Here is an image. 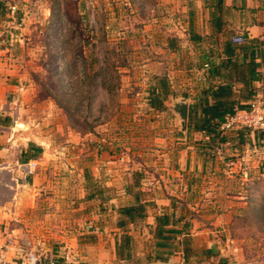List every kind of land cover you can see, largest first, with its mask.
I'll list each match as a JSON object with an SVG mask.
<instances>
[{"label": "rangeland", "instance_id": "obj_1", "mask_svg": "<svg viewBox=\"0 0 264 264\" xmlns=\"http://www.w3.org/2000/svg\"><path fill=\"white\" fill-rule=\"evenodd\" d=\"M164 1L9 0L16 8L3 38L22 74L20 127L41 151L6 233L12 236L0 242L4 264H83L100 243L106 252L116 243L118 252L127 234L126 258L107 255L102 264H158L160 251L183 249L186 264H196L209 247L215 261L264 264V148L202 146L200 165L180 171L184 146L199 139L181 132L174 107L179 98L189 103L184 77L195 76L178 68L186 47L180 53L169 43L186 37L187 21ZM168 73L183 87L170 83L175 95L152 108L155 76ZM209 150L214 160L207 161ZM128 185L141 193L147 216L119 227L120 207L135 202ZM174 203L175 215L191 223L170 234V252L159 250L151 216Z\"/></svg>", "mask_w": 264, "mask_h": 264}, {"label": "crops", "instance_id": "obj_2", "mask_svg": "<svg viewBox=\"0 0 264 264\" xmlns=\"http://www.w3.org/2000/svg\"><path fill=\"white\" fill-rule=\"evenodd\" d=\"M1 1L3 2V9L0 8V242L5 243L6 239L12 236L6 233L11 231L9 230L11 220L13 214L18 211L19 197H21L23 188H25V185L28 184V181L32 177L31 173L33 171L31 172L29 169L30 164L38 162L37 157L31 156L28 158V156L36 152L35 150L40 152L41 147L36 144L35 149L26 138L27 132L20 127L23 103L20 100V93L18 94V92H21L23 88L20 84L22 74L18 69L16 60L11 56L9 57L8 44H5L6 39L3 38L4 33L7 34L6 32L9 31L7 26H11L8 24L7 16H11L9 8L12 7V4H10L9 0ZM165 2L169 4L172 2L182 15L184 21H187V29L184 28L186 30L183 31L186 37L181 39L182 37L180 36L182 35L179 34L175 41L173 40L172 42L170 40L169 43L172 50H177L180 53L183 46L186 47V56H181L182 60L178 68L180 72L182 69L184 71H191V74L195 76L193 77L194 81H192L193 78L187 79L184 77V82H188L185 89L188 92L187 95L190 100L188 103L186 127L183 129L181 125V132L184 134L195 133V140H199L193 141V144L190 143L184 146V149H188V151L185 152L184 150L182 158L178 160L180 171L185 174L186 169H192L195 163L199 164L204 154L202 146L205 148L209 147L212 151L215 148L217 150L222 149L224 152H230V150L234 151L236 149L244 151L246 146L253 147L254 151L259 147L258 151L260 153L261 149L264 148V141L262 140L261 145L259 143L260 140L256 143L254 135L251 136V141L249 140L246 143L237 144L236 141L232 142L229 140L222 144H216L212 149L210 147L209 135L199 131H188V121L190 105L205 92L208 86L226 83L227 85H232L235 90L234 95H241L243 97L246 95V86L248 88L251 86L248 73L249 66L247 65L250 59V53L249 51L248 53H244V49L237 48L234 54H228L225 50V44L227 41H233V37L236 35H242L244 37L243 42L254 37L264 40V0H165ZM154 17L153 15L151 18L153 19ZM10 31V36L13 38L17 37L16 31L12 29ZM234 43L241 44L242 42ZM10 55L12 54L10 53ZM230 60L236 61L237 65L232 66V64L228 63ZM256 61L261 62L258 70L264 77L263 51L256 58ZM205 63L209 64L207 68L204 66ZM151 66H154V64ZM162 66L165 70H170V67H172L170 65L168 66L167 61L163 62ZM212 70L215 72H212ZM171 72H174V70ZM168 75L169 82L173 83V87L176 85L178 89L183 87L180 84V78L178 80V77L175 75L172 76L170 73ZM252 85L257 94L256 97L264 99V78L262 80H254ZM179 99L182 100V98ZM190 148H194V150ZM211 150H209L207 161L210 159L214 160V156L212 155L213 157H211L210 155L212 154L210 153ZM229 160L236 161L238 158L232 159L228 157L227 161ZM207 161L203 160L202 165L207 164ZM241 162H244L242 163L244 167L246 163L249 164L248 161L246 162V159H243ZM232 163L225 162L228 165ZM250 173L251 171L243 170L241 174L242 178L249 179ZM162 211L163 209H160L151 216V229L153 233L156 226L155 216ZM185 222L188 224L185 227L187 229L191 223L187 217L180 222V226L177 225L176 227L182 228ZM156 241L157 244L167 247H158L159 250L165 249V251L170 252L175 245L174 243L171 248L165 240L160 241L157 238ZM112 248L113 250L106 252L107 250H105L104 245L100 243L95 248L98 249V252L93 253V255H83V258H87L86 260H88V262L83 264H102L106 260L107 255H113V257L118 256L119 253L116 249V243ZM160 252L165 254V258L162 257L163 261H158V264H186L184 249L174 251V253L170 252V254L163 251ZM168 256L170 257L168 258ZM198 259H195V263H197ZM227 259L229 260V264H237L231 262L230 258ZM210 261L214 262L215 260L211 258ZM210 261L207 260V262ZM217 261H215L216 264ZM72 263L79 264L75 260ZM238 264H241V262Z\"/></svg>", "mask_w": 264, "mask_h": 264}, {"label": "trees", "instance_id": "obj_3", "mask_svg": "<svg viewBox=\"0 0 264 264\" xmlns=\"http://www.w3.org/2000/svg\"><path fill=\"white\" fill-rule=\"evenodd\" d=\"M2 1L0 0V8L3 9ZM262 46V47H261ZM237 48L244 49V53H250V59L247 62L249 79L251 86L248 88L246 86V95L243 97L241 95H234L235 90L232 85H227L226 83L208 86L204 93L198 97L192 105L189 107V121H188V131H199L204 134L209 135L210 147L216 144H222L231 140L236 141L237 144L246 143L251 141V136L254 135L255 142L258 143L260 140V145L264 141V128L252 130L248 127H236L228 132H224L220 126L222 121L227 116L234 115L239 109H250L251 103L256 99V92L254 91V86L252 85L254 80L263 79L262 73L258 70L261 62L256 61V58L264 52V40L257 37L250 38L248 41H244L241 44H235L233 41H227L225 44V50L228 54H234ZM262 48V49H261ZM246 56V54H245ZM245 62V61H244ZM243 62V63H244ZM232 66H236V61H228ZM212 72H215L212 70ZM169 95H175L174 90L171 87L168 77L166 76H155V82L151 85L148 102L152 108L161 109L164 107L165 100ZM263 140V141H262ZM35 149V145L31 144ZM30 145V146H31ZM31 148V147H30ZM30 154L31 156L37 157L38 150ZM38 151V152H37ZM29 153V152H28ZM128 192L134 194L135 202L129 205L121 206L119 213L121 214V219L118 222L119 227H123L127 219L133 221L136 218H143L147 216L146 203L141 199V193L133 191V185H128L126 187ZM174 208L173 212L163 210L161 213L155 216V235L158 240H165L168 246H173L174 241H172L171 233L181 232L185 230L188 226L187 222L183 223V227L177 229L176 227L185 217L175 215V203L172 204ZM152 230V229H151ZM175 237V236H173ZM131 236L127 234L124 237V243L118 241V253H122L123 248H129ZM121 258H126L121 255ZM216 256L213 248L204 249V258L198 259L196 264H201L202 260H209ZM227 257H220L217 264H229ZM207 264H216L214 261L207 262Z\"/></svg>", "mask_w": 264, "mask_h": 264}, {"label": "built area", "instance_id": "obj_4", "mask_svg": "<svg viewBox=\"0 0 264 264\" xmlns=\"http://www.w3.org/2000/svg\"><path fill=\"white\" fill-rule=\"evenodd\" d=\"M16 7L13 6L14 10ZM244 37L242 35H236L233 37V41L236 43L243 42ZM206 68L209 66L208 63L204 65ZM236 127H248L252 130L264 128V99L256 97L251 103L250 109H239L234 115L227 116L222 121L220 128L225 130H231ZM35 163L30 164V171H33ZM32 167V168H31ZM35 261V259L33 260ZM5 262V248L0 244V264Z\"/></svg>", "mask_w": 264, "mask_h": 264}, {"label": "water", "instance_id": "obj_5", "mask_svg": "<svg viewBox=\"0 0 264 264\" xmlns=\"http://www.w3.org/2000/svg\"><path fill=\"white\" fill-rule=\"evenodd\" d=\"M174 110L178 113L181 119V125L185 129L188 118V103L185 100L177 101Z\"/></svg>", "mask_w": 264, "mask_h": 264}]
</instances>
